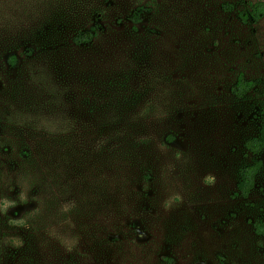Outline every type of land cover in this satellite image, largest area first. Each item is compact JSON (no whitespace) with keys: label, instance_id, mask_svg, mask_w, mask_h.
Wrapping results in <instances>:
<instances>
[{"label":"rangeland","instance_id":"1","mask_svg":"<svg viewBox=\"0 0 264 264\" xmlns=\"http://www.w3.org/2000/svg\"><path fill=\"white\" fill-rule=\"evenodd\" d=\"M255 1L0 0V264H264Z\"/></svg>","mask_w":264,"mask_h":264},{"label":"trees","instance_id":"2","mask_svg":"<svg viewBox=\"0 0 264 264\" xmlns=\"http://www.w3.org/2000/svg\"><path fill=\"white\" fill-rule=\"evenodd\" d=\"M140 8H138L132 15L131 19L134 22L140 21ZM240 18L243 21L257 22L264 16V1H255L249 3L246 10L239 13ZM97 35L96 27H90L87 30L77 32L72 40L77 46L88 45ZM7 62L10 66H15L18 63V59L15 54H11L7 58ZM253 81L243 78L239 73L235 83L231 90L237 97L245 95L253 86ZM262 110V117L258 132L255 136L248 138L244 142V146L247 150L253 154H259L264 148V108ZM262 167V161L257 159L249 165L243 166L239 170V181L237 182V190L242 197H247L251 188L253 187V180L255 174ZM255 230L259 234H264V222H259L255 225Z\"/></svg>","mask_w":264,"mask_h":264},{"label":"flooded vegetation","instance_id":"3","mask_svg":"<svg viewBox=\"0 0 264 264\" xmlns=\"http://www.w3.org/2000/svg\"><path fill=\"white\" fill-rule=\"evenodd\" d=\"M261 117H262V110H261ZM261 122V121H260ZM260 126V125H259ZM253 137V136H252ZM245 147V146H244ZM246 149V148H245ZM247 150V149H246ZM249 151V150H248ZM250 152V151H249ZM252 153V152H251ZM257 174V173H256ZM256 174H255V176H256ZM255 176H254V178H255ZM240 178V177H239ZM253 184H254V180H253ZM239 192V191H238Z\"/></svg>","mask_w":264,"mask_h":264}]
</instances>
